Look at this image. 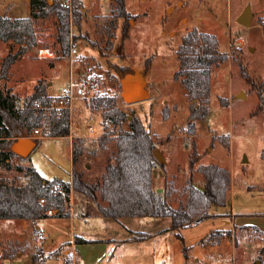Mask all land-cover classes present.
<instances>
[{
    "label": "rangeland",
    "instance_id": "374dc122",
    "mask_svg": "<svg viewBox=\"0 0 264 264\" xmlns=\"http://www.w3.org/2000/svg\"><path fill=\"white\" fill-rule=\"evenodd\" d=\"M80 1L87 11L79 27L74 26L73 19L78 50L73 61L60 51L58 19L52 13L34 21L36 46L18 57L8 80L0 83V88L11 89L22 105L40 82L50 96L60 94L73 73L85 89L77 88L74 95L72 139L42 137L45 132L41 128L43 135L28 157L18 155L7 164L0 163V179L25 185L28 169L34 167L50 181L55 177L72 180L74 171L83 174L87 182L101 181L114 152V143L101 148V137L106 128L128 130L135 116L159 141L157 150L166 162L154 170V185L161 192L166 186L174 187L170 201L173 207L185 198L184 188L191 174L194 183L202 187L199 167L207 165L230 171V202L226 207L212 209L211 218L179 231L172 228L170 218L101 216L94 220L102 228L95 237H103L104 229L120 233V224L138 235H150L156 255L149 261L143 257L123 260L124 264H264V0H126L130 14L127 18L118 16L113 0ZM39 7L35 3L32 8L31 0H0V15L13 20L27 18L32 9L41 10ZM247 8L252 11L251 24L241 25L237 19ZM194 30L216 35L219 50L228 56L212 68L210 113L205 120L191 118L193 102L175 77L180 70L179 50ZM125 31L127 38L123 40ZM19 48L13 41L0 40V71L5 58ZM122 67L146 77L150 96L147 100H124L118 71ZM104 96L115 97L117 107L129 119L120 125L107 123L106 127L102 109L91 102ZM31 135L37 139L33 132ZM194 151L199 160L191 169ZM70 198L76 213L80 201ZM67 218H48L51 221L46 225L60 231L65 241L74 238L73 222ZM21 223L0 220V264H33V255L41 250L33 242L34 230H23ZM45 245L43 264H61L62 259L47 253L50 239ZM18 251L24 254L5 260L6 254ZM103 251L97 247L96 260L102 259Z\"/></svg>",
    "mask_w": 264,
    "mask_h": 264
},
{
    "label": "trees",
    "instance_id": "16d2710c",
    "mask_svg": "<svg viewBox=\"0 0 264 264\" xmlns=\"http://www.w3.org/2000/svg\"><path fill=\"white\" fill-rule=\"evenodd\" d=\"M113 1L118 16L130 17L126 9V0ZM35 3L39 4L41 10L33 11L32 9L31 16L27 18L13 20L6 15H0V40L13 41L20 45L16 54H10L5 58L0 71V83L8 80L10 68L18 57L36 46L34 21L38 18H44L52 13L56 15L58 19L57 42L62 55H69L71 21L68 8L56 0L53 4L50 0H31L32 8L35 7ZM84 14L82 2L74 0V26H80ZM126 38L127 32L125 31L123 40ZM227 59V54L219 50V41L214 34L194 30L184 39L179 50L180 70L175 77L185 86L193 102L190 106L192 119L205 120L209 116L212 68ZM118 71L121 78L129 73H135L123 67ZM47 90L46 85L40 82L35 91L27 96L21 105L20 98L11 89L2 90L0 88V163L7 164V161L18 156L12 151V144L19 138L31 137V132L38 127L44 129L45 136L43 137L70 136L71 115L68 111L64 112L62 117L57 118L55 114L47 115L44 111L36 109L38 103L46 105L52 99ZM261 100H264L263 96ZM91 102L93 106H99L102 109L106 127L107 123L120 125L124 120L129 119L126 113L117 107L115 97L93 98ZM40 139L37 138L35 141L38 142ZM110 143H114V152L101 181L87 182L83 174L76 171L72 174V181L58 178L50 181L34 167L28 169L26 174L28 182L25 185L9 183L1 178L0 220L36 222L53 217H71L70 196L72 191L94 202V204L85 205L80 210L77 215L81 217L170 218L172 228L177 231L211 218L212 209L226 207L229 204L228 194L232 188L230 171L216 165H207L199 167L203 176L202 187L194 183L191 174L184 188L185 198L178 203L177 207H173L170 201L175 192L174 187L166 186L161 192L154 185V170L164 166L154 156L159 141L138 117H132L128 130L120 128L118 131H108L106 128L100 139V146L106 149ZM76 154L77 150L74 149V161H76ZM198 160V155L194 151L190 159L191 169L195 167ZM42 199L45 200L44 204L41 203ZM51 209L56 212L49 216L47 212ZM228 233L231 234V231ZM176 234L182 239L179 232ZM148 238L147 234L135 236L137 241ZM41 252L40 250L33 255V264L44 262L45 257ZM184 252L188 258V248L185 247ZM261 253L264 254V245ZM17 255L18 252L9 253L5 255V259L10 260Z\"/></svg>",
    "mask_w": 264,
    "mask_h": 264
},
{
    "label": "crops",
    "instance_id": "0c3cea01",
    "mask_svg": "<svg viewBox=\"0 0 264 264\" xmlns=\"http://www.w3.org/2000/svg\"><path fill=\"white\" fill-rule=\"evenodd\" d=\"M84 10L85 12L87 11L85 7ZM67 181L72 180L70 179ZM71 197L72 200L74 197H76V203L80 201L76 206V213L73 211L74 208H72L71 217L67 218L74 223H72L74 227V234H72L74 238L72 239L65 241V239H62L61 235H59L60 231L57 229L53 231L48 228L46 225L49 221H51L48 218L36 222L21 220V226L23 230H34V236H32L34 243L40 234L44 236V239L40 244L43 257H45V244L47 243L48 239L51 240V247L47 249V253L52 257H58L59 259H62L63 262L61 264H69L70 260L71 263L75 264H124L123 260L129 261L133 258L143 257L145 261H149L150 257L156 255L157 251L154 245L151 244L150 238L143 241H137L135 239V236L137 235L136 232L127 227L126 224H120V227L118 228L120 233H118V231L114 233L113 231L111 232L104 229L102 233L103 237H95V234H101L102 228H100L96 222H94V220L99 219L101 216L84 218L77 215L80 210L85 207V205L94 204V202L88 197L77 193L76 191H72ZM77 219L83 220H81L82 222L80 223H75ZM232 222L234 224V219ZM98 227L100 232L96 233L95 228ZM97 247L104 250L103 254L101 255L102 259L100 257V260H96L94 256V251L97 249ZM23 254L24 251H18L17 257H20ZM131 264L134 263L132 262Z\"/></svg>",
    "mask_w": 264,
    "mask_h": 264
},
{
    "label": "built area",
    "instance_id": "2783aa9c",
    "mask_svg": "<svg viewBox=\"0 0 264 264\" xmlns=\"http://www.w3.org/2000/svg\"><path fill=\"white\" fill-rule=\"evenodd\" d=\"M56 1H58L61 5L67 7L69 10L70 21H71V41H70L69 58H71V62H72L74 56L78 53V50L73 41V3H74V0H56ZM233 44L237 46L242 45V43L240 42H234ZM77 88L85 89V84L78 83L74 79L73 73H71L69 83L68 85L62 88L61 93L56 96H52V99L46 105L38 103L36 105V109L44 111V113L47 115L55 114L57 118L62 117L64 112L68 111L72 117L74 95L76 93ZM41 128L42 127H38L33 130V134L37 136L36 138H41V136L43 135V131ZM72 130H73V122L71 121L70 131ZM72 135L73 134L69 136L71 139H72ZM41 203H45V200L42 199ZM55 212H56L55 210L51 209V210H48L47 214L49 216H52L53 214H55ZM71 214H72V208H71ZM43 239H44V236L42 234H40L38 238L36 239L35 246L37 249H40V244ZM72 264H75V263H72Z\"/></svg>",
    "mask_w": 264,
    "mask_h": 264
},
{
    "label": "water",
    "instance_id": "95a60500",
    "mask_svg": "<svg viewBox=\"0 0 264 264\" xmlns=\"http://www.w3.org/2000/svg\"><path fill=\"white\" fill-rule=\"evenodd\" d=\"M52 3V0H50ZM252 18V11L247 8L237 19L241 25H250ZM122 95L127 103H138L147 100L150 96L146 89V77L137 73H129L122 78L121 81ZM240 96V95H238ZM37 146V142L30 137L19 138L12 144V151L19 156L28 157ZM155 158L161 163L165 164L166 160L159 150L154 152Z\"/></svg>",
    "mask_w": 264,
    "mask_h": 264
}]
</instances>
